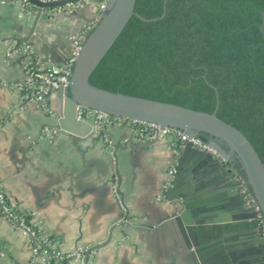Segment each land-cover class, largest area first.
<instances>
[{
    "label": "crops",
    "instance_id": "crops-1",
    "mask_svg": "<svg viewBox=\"0 0 264 264\" xmlns=\"http://www.w3.org/2000/svg\"><path fill=\"white\" fill-rule=\"evenodd\" d=\"M32 10L0 1V188L62 254L99 246L90 264H202L175 222L181 201L164 195L168 169L178 160L165 143L136 148L140 142L131 131L115 127L97 129L103 140L99 134L76 137L56 127V95L45 110L18 93L29 62L44 71L67 65L75 40L100 19L99 1L82 0L73 13L43 12L29 43L18 45L13 39L31 25ZM107 145L117 148L108 152ZM184 170L182 191L192 204L219 226L233 225L215 237L216 257L205 237L203 264L263 258L254 212L227 166L211 171L191 156ZM30 253L27 236L0 217V264H30Z\"/></svg>",
    "mask_w": 264,
    "mask_h": 264
},
{
    "label": "trees",
    "instance_id": "trees-1",
    "mask_svg": "<svg viewBox=\"0 0 264 264\" xmlns=\"http://www.w3.org/2000/svg\"><path fill=\"white\" fill-rule=\"evenodd\" d=\"M262 12L264 0H136L134 15L89 83L215 112L242 132L264 164Z\"/></svg>",
    "mask_w": 264,
    "mask_h": 264
},
{
    "label": "water",
    "instance_id": "water-1",
    "mask_svg": "<svg viewBox=\"0 0 264 264\" xmlns=\"http://www.w3.org/2000/svg\"><path fill=\"white\" fill-rule=\"evenodd\" d=\"M28 1L33 6L30 14L32 23L27 27L22 37L13 39L18 45L29 43L38 22L46 18L43 12H48L78 0H59L57 2ZM135 1H107L100 19L86 37L76 56L68 87L65 89L59 88L52 92L56 95L61 105L57 112L56 127L65 133L82 139H89L99 134L103 140L105 138L104 133H99L97 130L98 125L91 118L78 117V106H80L113 117L153 123L161 127H173L183 130L191 137H199L200 133L209 135L210 146L216 151V155L186 144L179 150L174 179L164 193L168 201H181L183 209L175 217V222L178 225L184 243L188 248L192 247L195 250L199 261L203 264L204 253L202 252L205 249V246H203L205 237L207 242H209L206 248L211 250L210 254L212 256H215V251L218 252L220 246L215 245L214 239L220 237L222 229H228L233 225L228 227L219 226L220 221L207 218L206 214L204 215L203 212H200L197 204H192L194 201L190 198L189 192L182 191L181 182L183 173L186 171L184 169L187 160L192 156L194 164L197 163L200 166L207 167L211 171L223 168L222 158L233 166L239 165V170L244 174L246 182L263 215L264 164L242 132L219 119L215 112L195 111L174 104L112 93L95 88L89 83L90 75L134 15ZM261 16L262 22L259 28L264 41V12L261 13ZM157 142H140L136 145V148L148 147ZM116 148L117 146L115 145H107L108 152H114ZM229 173L231 174L230 170ZM253 223L257 227L255 214L253 215ZM208 233H212L211 237L206 235ZM109 241L110 236L104 244ZM98 247H92L84 255L83 264L87 263L92 251ZM215 264H264V257L255 262L218 260Z\"/></svg>",
    "mask_w": 264,
    "mask_h": 264
},
{
    "label": "built area",
    "instance_id": "built-area-1",
    "mask_svg": "<svg viewBox=\"0 0 264 264\" xmlns=\"http://www.w3.org/2000/svg\"><path fill=\"white\" fill-rule=\"evenodd\" d=\"M1 2L14 3L19 2L24 7L33 8L28 0H0ZM42 2H57L59 0H40ZM100 9L103 12L108 0H98ZM82 5V0L75 1L52 9L53 11H61L64 13H73L77 11ZM50 11V10H49ZM97 23V22H96ZM95 23V24H96ZM93 24L87 32L78 37L73 45L71 58L63 69L51 68L47 71L36 68L34 62H29L26 67V81L21 86L17 87L18 93L22 100L34 101L40 105L41 108L47 107V99L52 92L59 88H67L69 85V77L72 73V67L80 48L89 35L90 31L95 26ZM78 117L91 118V120L98 125L99 129H106L111 127H123L131 131L134 138L138 142L158 141L165 143L175 158L178 157L179 150L186 144L206 152L216 155V151L212 149L209 142H203L199 137H191L183 130L173 127H161L153 123H143L125 118L113 117L108 114L89 110L78 106ZM223 164L231 171L234 181L237 183L240 191L246 199L248 205L255 214V221L261 239L264 241V215L258 206L254 195L252 194L244 174L237 169V166L229 164L222 158ZM176 172V165H172L167 172V180L163 186L165 192L171 185ZM0 217L9 223L15 229L22 231L28 238L30 244V264H69L72 260L79 259L83 264L84 255L89 251L62 254L57 248L56 242L46 233L42 232L39 224L35 223L30 215L18 208L0 188ZM86 264H90L89 259Z\"/></svg>",
    "mask_w": 264,
    "mask_h": 264
},
{
    "label": "rangeland",
    "instance_id": "rangeland-1",
    "mask_svg": "<svg viewBox=\"0 0 264 264\" xmlns=\"http://www.w3.org/2000/svg\"><path fill=\"white\" fill-rule=\"evenodd\" d=\"M115 128H120V127H115ZM121 128H123V127H121ZM107 129V128H106ZM123 129H126V128H123ZM105 130V129H104ZM128 130V129H127Z\"/></svg>",
    "mask_w": 264,
    "mask_h": 264
}]
</instances>
